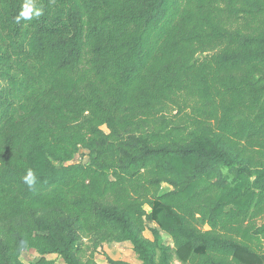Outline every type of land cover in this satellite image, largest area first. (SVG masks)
Returning a JSON list of instances; mask_svg holds the SVG:
<instances>
[{"label": "trees", "instance_id": "obj_1", "mask_svg": "<svg viewBox=\"0 0 264 264\" xmlns=\"http://www.w3.org/2000/svg\"><path fill=\"white\" fill-rule=\"evenodd\" d=\"M126 241L264 264V0H0V264Z\"/></svg>", "mask_w": 264, "mask_h": 264}, {"label": "rangeland", "instance_id": "obj_2", "mask_svg": "<svg viewBox=\"0 0 264 264\" xmlns=\"http://www.w3.org/2000/svg\"><path fill=\"white\" fill-rule=\"evenodd\" d=\"M105 129V127H103ZM86 152L84 150H80L74 157V161L84 162L86 160ZM169 189V186L166 183L162 184V190L166 191ZM148 210L149 208L146 207ZM149 226H152L153 223L151 221L147 222ZM144 235L146 237L152 238L151 232L147 229L144 231ZM164 242L171 243V238L165 233H161ZM109 256L113 259H121L128 261L132 264H140V260L137 258L136 254L132 249V245L130 242H120V243H104L95 253V260L98 264H108L106 257ZM51 259H54L57 264H64L62 259L55 255H49ZM37 258V255L32 251L28 250L21 254V260L24 263H28ZM176 264H179L178 262Z\"/></svg>", "mask_w": 264, "mask_h": 264}, {"label": "clouds", "instance_id": "obj_3", "mask_svg": "<svg viewBox=\"0 0 264 264\" xmlns=\"http://www.w3.org/2000/svg\"><path fill=\"white\" fill-rule=\"evenodd\" d=\"M29 11H31V9H29ZM29 11H24V12H22V13L20 14V16H18V17L16 18L17 22H18V23L20 22L21 17H24V18H31V17L29 16ZM40 14H41L40 11H37V12H36V16H39ZM23 180H24V182H25L29 187H33V186L35 185V183H36V175H35V173H34L31 169H29V170L27 171L26 175L23 177Z\"/></svg>", "mask_w": 264, "mask_h": 264}]
</instances>
